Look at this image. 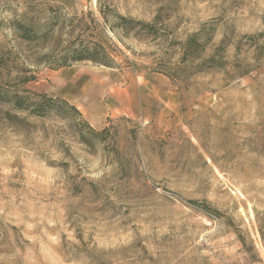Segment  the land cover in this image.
<instances>
[{
	"label": "rangeland",
	"instance_id": "1",
	"mask_svg": "<svg viewBox=\"0 0 264 264\" xmlns=\"http://www.w3.org/2000/svg\"><path fill=\"white\" fill-rule=\"evenodd\" d=\"M76 4L0 0V82L55 96L38 60L82 35L115 68L72 67L125 112L95 136L0 102V264H264V0ZM25 20L60 26L30 44Z\"/></svg>",
	"mask_w": 264,
	"mask_h": 264
},
{
	"label": "trees",
	"instance_id": "2",
	"mask_svg": "<svg viewBox=\"0 0 264 264\" xmlns=\"http://www.w3.org/2000/svg\"><path fill=\"white\" fill-rule=\"evenodd\" d=\"M55 9L51 7L49 10L55 12ZM103 19L109 22V17L105 13H102ZM118 20L121 22H127L123 17L118 16ZM81 23L83 18L75 19ZM71 24L67 26L69 29L68 35L72 38L76 25ZM1 26V25H0ZM14 34L23 42L26 43H38L41 40L48 38L60 25L55 23L54 25H38L31 21H15L10 25ZM84 31L95 30L94 25H84ZM127 28V27H125ZM124 30L122 25H111L112 31ZM130 30V29H127ZM90 62L97 66H103L107 68H115V63L108 52V50L101 44L95 41H85L82 35H78L74 39L70 40L65 48L62 49L58 57L43 56L38 60V64H47L55 70H61L64 68H70L74 64ZM1 65V61H0ZM1 67V66H0ZM22 75L15 77L12 81L0 82V102L8 103L13 106L14 111L19 113H27L29 116L46 118L54 114L68 115L74 117V119L80 122V125L86 127L89 132L95 136L102 135L103 132H96L83 118L81 112L68 101L56 97L50 96L46 93H36L27 89H20L21 85H26L31 82L37 81L34 76H27V70L18 69ZM18 118V117H17ZM25 121V118H24ZM197 205V203H193Z\"/></svg>",
	"mask_w": 264,
	"mask_h": 264
},
{
	"label": "crops",
	"instance_id": "3",
	"mask_svg": "<svg viewBox=\"0 0 264 264\" xmlns=\"http://www.w3.org/2000/svg\"><path fill=\"white\" fill-rule=\"evenodd\" d=\"M76 1L53 0L56 4L75 8L78 7ZM74 68L55 72L52 77L53 91L51 92L74 105L93 129L101 130L105 127L108 118L125 112L123 108L117 106L115 100L118 96L126 97V93L123 88H111L108 79L103 80ZM101 68L109 70L103 66ZM106 101L111 102L106 104Z\"/></svg>",
	"mask_w": 264,
	"mask_h": 264
}]
</instances>
